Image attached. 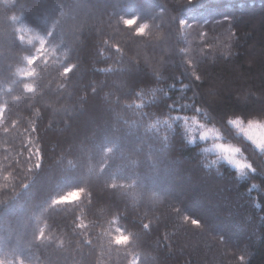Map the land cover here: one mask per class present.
<instances>
[{
  "label": "trees",
  "instance_id": "1",
  "mask_svg": "<svg viewBox=\"0 0 264 264\" xmlns=\"http://www.w3.org/2000/svg\"><path fill=\"white\" fill-rule=\"evenodd\" d=\"M235 119L264 121V0H0V264H264Z\"/></svg>",
  "mask_w": 264,
  "mask_h": 264
},
{
  "label": "rangeland",
  "instance_id": "2",
  "mask_svg": "<svg viewBox=\"0 0 264 264\" xmlns=\"http://www.w3.org/2000/svg\"><path fill=\"white\" fill-rule=\"evenodd\" d=\"M232 123L246 138L251 140L255 146L264 150V121H251L243 123L233 120ZM190 139L192 142H205V149L217 153L221 159L228 162L241 173L249 171L252 166L246 159L242 149L232 143L226 142L220 130L212 126H205L199 122H193L190 126ZM222 194L225 192L221 191ZM79 196V190H73L61 197L60 200H72Z\"/></svg>",
  "mask_w": 264,
  "mask_h": 264
}]
</instances>
